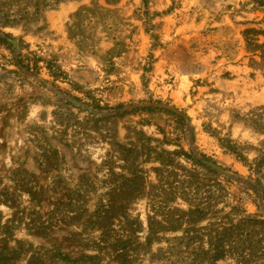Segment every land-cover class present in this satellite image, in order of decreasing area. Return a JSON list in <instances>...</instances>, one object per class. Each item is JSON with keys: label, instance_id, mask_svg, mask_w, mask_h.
Instances as JSON below:
<instances>
[{"label": "rangeland", "instance_id": "rangeland-1", "mask_svg": "<svg viewBox=\"0 0 264 264\" xmlns=\"http://www.w3.org/2000/svg\"><path fill=\"white\" fill-rule=\"evenodd\" d=\"M251 30L250 0H0V264H264Z\"/></svg>", "mask_w": 264, "mask_h": 264}, {"label": "trees", "instance_id": "trees-1", "mask_svg": "<svg viewBox=\"0 0 264 264\" xmlns=\"http://www.w3.org/2000/svg\"><path fill=\"white\" fill-rule=\"evenodd\" d=\"M251 2H253L254 4L258 5V6H261V7H264V0H250ZM251 33H256L255 30H251L249 31L247 34H246V41L248 43V46L249 48L251 46H254L255 48L257 49H260V48H264V46H261V45H258V41L256 39H249L247 36H249V34ZM251 49V48H250ZM263 59H264V53L262 55Z\"/></svg>", "mask_w": 264, "mask_h": 264}, {"label": "crops", "instance_id": "crops-1", "mask_svg": "<svg viewBox=\"0 0 264 264\" xmlns=\"http://www.w3.org/2000/svg\"><path fill=\"white\" fill-rule=\"evenodd\" d=\"M229 86H231V85H230V84H226L224 87L227 88V87H229Z\"/></svg>", "mask_w": 264, "mask_h": 264}]
</instances>
